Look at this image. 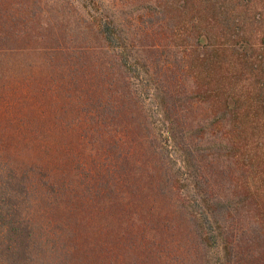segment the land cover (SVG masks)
<instances>
[{"label":"trees","instance_id":"obj_1","mask_svg":"<svg viewBox=\"0 0 264 264\" xmlns=\"http://www.w3.org/2000/svg\"><path fill=\"white\" fill-rule=\"evenodd\" d=\"M143 73L150 83L138 90ZM149 85L193 187L186 194L171 174L164 194L191 223L204 264H264V0H0L10 124L0 127V264L108 262L106 245L83 251L87 226L74 216L91 213L106 192L98 185L137 152L168 159L141 100ZM186 103L207 106L219 141L196 142L203 129H187ZM87 157L105 162L85 179ZM222 161L234 169L226 193L208 168Z\"/></svg>","mask_w":264,"mask_h":264},{"label":"rangeland","instance_id":"obj_2","mask_svg":"<svg viewBox=\"0 0 264 264\" xmlns=\"http://www.w3.org/2000/svg\"><path fill=\"white\" fill-rule=\"evenodd\" d=\"M22 77L19 75L14 81L12 79L10 85L13 86V82L14 87L20 85ZM37 81L41 82L39 76ZM147 83H150V80L145 73L134 80L138 90H142V84L145 86ZM35 88L34 84L30 87L31 94ZM155 93L154 87L149 85L147 90L140 93L141 100L152 128L156 131H154L155 134L168 150V159L160 158L157 163L158 160L154 161L148 156L141 155L140 151L137 152L129 159L131 165L127 170H119L112 180L108 175L105 180L103 179L102 184L98 185V189L100 188L102 192H108V188H116L119 196L110 200L104 196L105 192L103 196L92 201L95 208H90L91 213L81 209L82 211H78L74 216V221L87 226L83 233L88 243L83 251L98 253L96 252L98 247L87 248L92 242L98 246L106 245L107 250L110 251L106 254L108 255L107 264H114L116 260L119 261L118 264H204L205 253L192 232L191 223L183 214L184 211L164 194V192L167 193L165 188H171L169 185V181L172 180L171 174L186 184L188 188L185 191L186 194H191L193 187L190 173L184 164V157L173 140L169 138L168 126L164 123L160 107L154 98ZM6 95L9 101H16L19 98L14 88ZM33 99L35 98L31 97V100ZM189 104L185 105L184 124H187L188 130L189 128L203 129L202 132L193 136L196 142L202 139L203 145H207L215 139L219 141L220 133L209 126L210 113L207 106L200 103H194L191 106ZM24 111L27 112L26 109ZM5 118L4 108L0 104V127L10 125ZM120 139L128 144L126 137ZM132 147L135 151L138 148L135 143ZM55 160L58 162L57 159ZM96 160L98 161L94 163ZM79 161V175L85 178L88 174L93 175L96 164L100 162L101 165L105 162V158L87 157ZM48 162L51 163L50 160ZM167 167L170 177L167 175ZM51 168L56 169V167ZM208 168L210 176L213 175V179L216 180L214 184L218 191L226 193L228 189H231L229 187L230 175L234 170L233 165L222 161ZM98 209H106V211L99 213L96 211ZM40 217L47 221L56 219L57 215L41 213ZM212 256H216L215 252Z\"/></svg>","mask_w":264,"mask_h":264}]
</instances>
